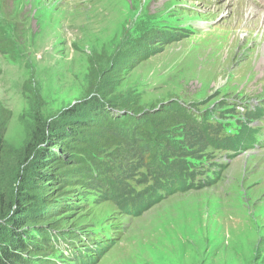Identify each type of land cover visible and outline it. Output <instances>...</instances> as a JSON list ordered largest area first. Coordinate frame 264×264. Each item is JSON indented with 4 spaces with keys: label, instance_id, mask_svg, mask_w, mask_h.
Segmentation results:
<instances>
[{
    "label": "rangeland",
    "instance_id": "obj_1",
    "mask_svg": "<svg viewBox=\"0 0 264 264\" xmlns=\"http://www.w3.org/2000/svg\"><path fill=\"white\" fill-rule=\"evenodd\" d=\"M244 1L0 0V114L8 115L6 157L0 162V242L9 238L5 227L19 203L33 209L32 215L38 212V204L22 202V193L38 190L42 203L68 190L48 184L45 196L35 187L36 152L44 132H55L57 123L64 130L74 117L68 110L99 92L143 115L159 114L162 121L167 115L160 111L176 102L222 119L230 124L226 132L237 128L246 109L261 105L264 26L257 24L252 38L241 31L235 39L227 36L235 8ZM80 116L88 119L89 112ZM251 127L264 141V117ZM175 140L193 150L188 139ZM207 148L210 154L212 147ZM211 155L215 160L204 164L208 170L224 156ZM147 160L123 157L117 163L140 166ZM223 165L213 186L169 193L138 215L122 211L97 187L70 189L75 207L52 220L61 230L76 232L73 238L80 242L74 250L85 253V230L112 247L99 246L101 253L67 257L61 264H264V144ZM142 184L134 187L141 190Z\"/></svg>",
    "mask_w": 264,
    "mask_h": 264
},
{
    "label": "trees",
    "instance_id": "obj_2",
    "mask_svg": "<svg viewBox=\"0 0 264 264\" xmlns=\"http://www.w3.org/2000/svg\"><path fill=\"white\" fill-rule=\"evenodd\" d=\"M2 45L8 44L3 41ZM115 73L116 71H113L111 74ZM99 93L100 95L95 96L92 101L77 105L76 110H68L74 117L64 130H60L61 123H57L56 126L59 127L55 132L43 133L46 138L39 146L36 152L38 156L33 163L37 181L33 184L35 187L40 186V191L42 190L45 196L50 195L48 184H58L53 190H68L56 194L51 201L47 198L42 203L41 199L39 201L38 190L22 193V202L36 203L40 207L36 209L38 212L32 215L29 211L32 212L33 209L18 204L19 211L16 215L13 214L10 224L5 227L6 236L9 238L0 242V264H57V257L60 259L59 263H63L61 245L71 242V239L77 236L74 231L61 230L59 223L54 222L52 217L60 216L59 212L68 206L75 207L76 198L69 194L70 189L79 187L91 190L97 187L102 196L108 192V199H112L122 211L138 215L141 210L146 211L147 205L167 194L170 195L169 193L190 190L188 187L194 183L197 172L190 171L188 158H208L207 147L211 146L216 150L232 151L250 148L253 142L252 131L255 130L251 128V124L255 118L259 119L264 114L262 109L247 110L243 118H250L239 122L241 129L238 134L220 141L217 137L218 127L203 124L201 120H207V117L190 112L182 104L174 102L170 108L164 106L160 115L166 114L167 118L162 121L159 114L143 115L134 106L118 104L115 99L106 100L105 96ZM82 110L89 112L88 119L80 116ZM7 118L6 113L0 114V162L6 157L4 128L8 122ZM194 119L201 121L199 126ZM183 124L189 127L185 129ZM177 137L193 142H186L193 150L187 151L184 143L176 142ZM112 149L114 150L110 151ZM138 156H141L142 160L148 159V166L146 163L139 164L140 166L134 163H117L120 158ZM142 168L146 173L140 174ZM148 180L151 181L150 184ZM131 182H135L136 187L144 186L142 183L146 186L139 190ZM214 184L215 182H212L197 190ZM85 232L88 243L83 249L85 252L101 253L99 246L104 249L109 247L99 244L98 233L88 230ZM81 254L76 258L82 257ZM88 258L94 257L92 255Z\"/></svg>",
    "mask_w": 264,
    "mask_h": 264
},
{
    "label": "bare ground",
    "instance_id": "obj_3",
    "mask_svg": "<svg viewBox=\"0 0 264 264\" xmlns=\"http://www.w3.org/2000/svg\"><path fill=\"white\" fill-rule=\"evenodd\" d=\"M254 3L259 7H264V0H254ZM235 9H234L235 10L234 15L232 17V24L227 29L228 31L227 36H229V39L232 38L235 39L238 31L245 33L246 39L252 38L250 33L251 31H255L256 29H259L257 24H259V26L261 24L260 27L261 29H263L264 12L258 13L257 10L254 7H252V5L249 3L248 0L237 4V8ZM255 17L256 19H254Z\"/></svg>",
    "mask_w": 264,
    "mask_h": 264
},
{
    "label": "clouds",
    "instance_id": "obj_4",
    "mask_svg": "<svg viewBox=\"0 0 264 264\" xmlns=\"http://www.w3.org/2000/svg\"><path fill=\"white\" fill-rule=\"evenodd\" d=\"M200 114V113H199ZM212 147V152L211 153H213V152H217L218 150H216V149H214V147L213 146H211ZM246 151H248V150H245L244 152H246ZM210 153V154H211ZM206 154H207V156L209 157L210 156V154H209V152H206ZM236 156H239V155H236ZM235 156V157H236ZM225 167H223L222 166V169H224ZM197 177H199V176H201V174L199 173V174H197L196 175ZM196 176H195V178H196ZM219 176H220V173L218 174V173H216V176H215V178H219ZM195 178L193 179V181L195 180ZM215 178L214 179H212L211 181L212 182H214V180H215ZM188 180H190V179H188ZM212 182H204L203 184H200V185H194V183H192V186L191 187H188V188H190V190H192V191H195L196 189H198V188H202V187H206V186H208V185H210V183H212ZM83 239L84 240H86V237L85 236H83ZM87 241V240H86ZM76 242H80V241H78V238H73V239H71V242H69V243H67V244H65V243H63L62 245H61V247H60V253L64 256V259H67V257H72V259L73 258H76L79 254H81L82 253V255H86V253L87 252H85V253H83V252H81V250H74L79 244H77V245H74V243H76ZM88 244V243H87ZM85 246H87V245H85ZM110 248L112 247V245L111 246H109ZM64 250L66 251V253H64ZM76 252H79L77 255H75L76 254Z\"/></svg>",
    "mask_w": 264,
    "mask_h": 264
}]
</instances>
